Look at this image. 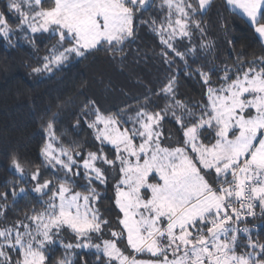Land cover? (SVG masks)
<instances>
[{
	"label": "snow or ice",
	"instance_id": "1",
	"mask_svg": "<svg viewBox=\"0 0 264 264\" xmlns=\"http://www.w3.org/2000/svg\"><path fill=\"white\" fill-rule=\"evenodd\" d=\"M214 3L3 0L0 38L55 40L36 74L98 52L123 63L143 26L170 75L131 112L83 104L91 149L63 143L49 119L35 170L11 157L18 180L0 191V264H89L85 256L93 264H264V54L247 62L241 54L231 66L207 60L214 44L204 17ZM223 7L264 46V0ZM181 75L197 79L201 100L178 96ZM9 196L13 206L35 205L7 222Z\"/></svg>",
	"mask_w": 264,
	"mask_h": 264
},
{
	"label": "trees",
	"instance_id": "2",
	"mask_svg": "<svg viewBox=\"0 0 264 264\" xmlns=\"http://www.w3.org/2000/svg\"><path fill=\"white\" fill-rule=\"evenodd\" d=\"M0 7H3V0H0ZM152 14L145 13V19ZM204 21L207 39L214 44L207 60L217 66L225 63L231 66L241 54L245 62L253 56L264 54V46L251 27L241 18L226 12L223 0H215ZM195 39L199 41V36ZM53 42L46 35L37 34L34 45L44 52ZM159 50L156 38L142 26L135 43L126 49L127 58L123 63L114 61L104 52H98L46 80L30 84L27 79L36 67L35 58L25 48L7 46L0 39V191L8 190L7 182L16 183L18 180L14 171H10L13 155L24 163L26 173H31L41 163L40 149L46 139L42 125L49 119H55L57 136L63 143L78 144L82 150H89L94 140L91 130L83 123V104L94 100L101 111L108 113H119L121 110L131 112L141 106L143 101L140 98L150 89H158L165 76L170 75L159 59ZM200 63L209 66L204 60ZM177 91L178 96L188 103H195L202 97V88L196 78L181 75ZM134 97H139L140 103ZM159 103L163 107L164 101L160 100ZM107 107L110 109L107 110ZM78 118L81 120L79 128L76 127ZM170 128L173 125L166 124L165 132ZM44 171L41 168V172ZM11 201L9 196L7 222L22 219L23 213L35 205V200H21L15 206ZM109 207L106 201L101 205V210ZM104 214L108 215L106 212ZM62 255V250L55 253L56 258ZM84 258L93 264L94 258Z\"/></svg>",
	"mask_w": 264,
	"mask_h": 264
},
{
	"label": "rangeland",
	"instance_id": "3",
	"mask_svg": "<svg viewBox=\"0 0 264 264\" xmlns=\"http://www.w3.org/2000/svg\"><path fill=\"white\" fill-rule=\"evenodd\" d=\"M13 19L14 18L10 19V22H13ZM0 39L3 40L2 38H0ZM11 39H12V43L11 44H9L5 40H3L4 41V44L7 45V46H19V47L25 48L30 53V55H32L35 58L36 67L37 66H40L42 64L43 57L48 53L49 49L55 43V40H54V42L52 43V45L47 50H45L44 52H41L40 50L37 49V47L33 43H31L29 40L25 39L22 34H15V35L12 36ZM74 63L75 62H73L72 64H74ZM65 68H63V69H65ZM58 71H60V70H54V72L52 74H48V73L36 74V73H34L32 71L29 74L27 80H28V82L30 84H34L36 82H40V81H43V80H46V79L52 77ZM134 98L138 99L139 97H134ZM109 109L110 108L107 107V110H109ZM103 110H106V108L103 109Z\"/></svg>",
	"mask_w": 264,
	"mask_h": 264
}]
</instances>
